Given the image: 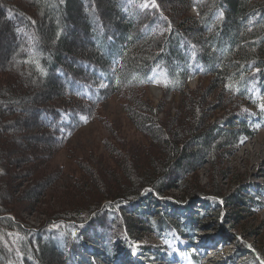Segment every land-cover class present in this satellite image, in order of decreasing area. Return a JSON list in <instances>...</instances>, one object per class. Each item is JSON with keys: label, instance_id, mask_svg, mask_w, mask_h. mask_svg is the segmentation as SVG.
Instances as JSON below:
<instances>
[{"label": "trees", "instance_id": "16d2710c", "mask_svg": "<svg viewBox=\"0 0 264 264\" xmlns=\"http://www.w3.org/2000/svg\"><path fill=\"white\" fill-rule=\"evenodd\" d=\"M4 35L10 44L0 57V264H78L101 241L111 252L117 238L132 244L146 233L185 237L210 223L256 236L248 243L233 238V255L242 264H264V231L245 226L262 204L224 164L264 127V0H0ZM154 71L163 96H181L174 117L167 110L158 117L160 106L146 98ZM194 76L207 84L188 89ZM110 97L122 100L154 146L130 151L106 140L113 161L102 178L81 159L92 188L85 192V180L70 170L72 191L60 196L67 205L46 213L37 230L22 224L24 208L45 207L41 199L26 205L12 197L17 181L37 172L45 184L60 178L61 163L40 165L67 148L83 118L100 120ZM19 124L26 129L16 136L19 145L27 136L42 144L15 156L18 147L5 136ZM205 164L209 182L201 185L196 172ZM172 189L184 201L167 197ZM195 204L199 210L188 218Z\"/></svg>", "mask_w": 264, "mask_h": 264}, {"label": "rangeland", "instance_id": "374dc122", "mask_svg": "<svg viewBox=\"0 0 264 264\" xmlns=\"http://www.w3.org/2000/svg\"><path fill=\"white\" fill-rule=\"evenodd\" d=\"M149 3H151V1L146 2L144 6ZM192 12H194V10H192ZM0 43V57L4 59L7 51L6 47L10 44L8 36H1ZM4 64L5 62L0 63V66ZM157 73V71L154 72L153 77V82L157 85L156 88L160 86L158 80L161 78V75ZM207 82L208 78L194 76V78L188 80L187 87L188 89H195L199 83L205 85ZM153 89H155V87L149 86L148 84L146 98L151 100L153 106H160L161 111L158 113V117H162L165 110L169 111L168 113L174 117L181 97L180 94L176 93L165 97L162 91L160 92V96V94H156ZM206 98L210 100L212 95L208 92ZM162 101L165 102L164 105L161 104L164 103ZM101 117L100 120L95 122H90L83 118L84 125L81 129L67 136V148L57 154L56 158L52 161L40 165L39 168L41 171V167L44 165L48 168L54 163H61L62 174L60 178L58 176V179L52 183L45 184L43 182L45 177L42 178V174L38 172L31 180L28 179L26 181L27 178L23 180L24 178L19 177L20 179L17 181L19 183L18 187H16V190L12 193V197H18L17 201L26 205L32 203L34 200L35 203L37 200L41 199V207H45L44 209L46 210L43 212L42 209L36 207V204L31 209L24 208L25 210L23 209L20 213L22 224L28 223L31 229L37 230L42 226V223L44 224L47 222L48 218L46 213L53 209L60 210V208H63L62 206L64 204V206L67 205L68 202L63 199V197H65L63 194L65 195L66 192L72 191V189L70 190L68 187L72 188V183H74L73 180L76 178L74 175H68L70 170L75 171L76 174L83 178L82 180H85L82 181L85 185H81L85 192L87 191V186L92 188V184H88L90 183L89 177L86 176V178L84 175L86 170L81 165L80 161L82 159V161L88 162L94 172L99 173L102 178L101 173L105 171L106 165L110 161H113L112 158H110V151L108 150L107 144H105L106 140L115 143L118 148L122 150L129 149L131 151V149L140 150V148L144 150L148 148L144 146L147 143H150L149 147L154 146L151 142L150 135L145 133L147 131L138 128L135 121L126 115L125 109L122 107V100L117 99V97H110L101 103ZM29 120L30 119H26L24 123L29 122ZM17 126L18 131L13 132L12 138L5 136L6 141L9 143L7 145L9 147H18L16 154L14 153L15 156L19 153L27 152L28 150L34 152L35 148L42 144V140L38 137H20L22 147L19 145L18 137L16 139V136L26 129L23 127V124ZM142 150H140V152H143ZM137 163L138 162L133 161L132 167ZM224 164L232 166V171L235 174L243 176V184L247 185L251 196L263 205V207L255 210L256 214L253 216V219L245 222V226L248 228L250 227L249 229H251L252 232H263L264 225L261 228L259 226V221L264 223V127L258 126L256 135L241 143L240 147L234 152V155L225 160ZM24 166L26 165L21 166V171ZM12 169L18 171L19 166L16 165ZM196 173L199 184L206 185V183L209 182L207 164L204 165V168L198 169ZM187 177L188 179H193L195 176L190 178V175H188ZM110 178L111 177H109V179ZM109 181L114 185L116 184L114 180ZM220 182H222L223 187H226L231 181L221 179ZM233 190L232 187L230 191L232 192ZM76 193L78 194L77 190ZM178 194H180L179 190L172 189L169 194H167V197H177L180 202L184 201L180 199L181 197H179ZM245 196L247 195L245 194ZM78 199H81L80 195ZM78 199L77 201H79ZM199 206L200 205L195 204L190 207V212L187 213V217L189 218L190 214L195 217V212L199 210ZM228 211L229 210H227V212ZM241 213L242 212H240V214ZM204 221L207 223L209 220L205 219ZM236 230L234 228L231 229L228 224L221 226V224L219 225L218 223H210V226H205L203 230L200 229L194 234L185 236L186 239L181 238L177 231L166 233L163 236H159V238H150L149 234L146 233L141 239L132 242V244L129 240L121 237L113 240V244L110 245L111 248H109L111 252L101 249L106 246L107 242L101 241L89 245L85 256L78 260V264H167L164 263L165 261L178 264H242L238 262L233 255V250L235 249L233 238H237L240 242L247 241L248 243L252 241V239H256V236H250L247 232L240 234V227H236ZM90 241L91 240L88 242ZM151 243L153 245L149 247L148 250L147 246L151 245ZM144 245L146 246L142 247ZM207 259H211V261L205 263ZM250 264H253V262L251 261Z\"/></svg>", "mask_w": 264, "mask_h": 264}, {"label": "bare ground", "instance_id": "6f19581e", "mask_svg": "<svg viewBox=\"0 0 264 264\" xmlns=\"http://www.w3.org/2000/svg\"><path fill=\"white\" fill-rule=\"evenodd\" d=\"M196 56V55H195ZM165 79V78H164ZM154 91H155V93L156 94H160V96H161V93H160V91H159V89L158 88H156L155 87V89H153ZM173 260V259H172ZM209 261H211V259H207L206 261H205V263H208ZM169 262V261H168ZM168 262H164V263H167V264H178V263H175V262H170V263H168ZM154 264H156V263H154Z\"/></svg>", "mask_w": 264, "mask_h": 264}, {"label": "snow or ice", "instance_id": "6c2138e0", "mask_svg": "<svg viewBox=\"0 0 264 264\" xmlns=\"http://www.w3.org/2000/svg\"><path fill=\"white\" fill-rule=\"evenodd\" d=\"M260 107H261V108H264V104H261Z\"/></svg>", "mask_w": 264, "mask_h": 264}]
</instances>
